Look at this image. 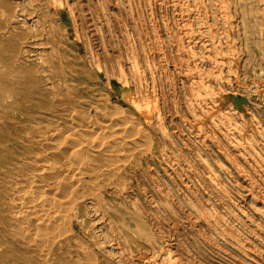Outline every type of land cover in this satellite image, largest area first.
<instances>
[{"label":"rangeland","instance_id":"374dc122","mask_svg":"<svg viewBox=\"0 0 264 264\" xmlns=\"http://www.w3.org/2000/svg\"><path fill=\"white\" fill-rule=\"evenodd\" d=\"M62 1L78 42L66 9L52 29L70 54L97 58L96 98L130 113L142 88L158 109L127 182L146 211L170 208L162 244L195 264H264V0Z\"/></svg>","mask_w":264,"mask_h":264},{"label":"bare ground","instance_id":"6f19581e","mask_svg":"<svg viewBox=\"0 0 264 264\" xmlns=\"http://www.w3.org/2000/svg\"><path fill=\"white\" fill-rule=\"evenodd\" d=\"M64 9L78 42L67 1L0 0V264H195L162 244L170 208L129 197L128 166L150 144L157 107L142 88L130 113L96 98L97 58L70 54L52 29Z\"/></svg>","mask_w":264,"mask_h":264}]
</instances>
